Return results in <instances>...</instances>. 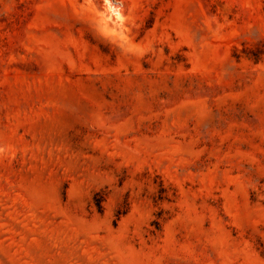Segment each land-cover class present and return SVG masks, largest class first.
<instances>
[{
  "label": "rangeland",
  "instance_id": "1",
  "mask_svg": "<svg viewBox=\"0 0 264 264\" xmlns=\"http://www.w3.org/2000/svg\"><path fill=\"white\" fill-rule=\"evenodd\" d=\"M0 264H264V0H0Z\"/></svg>",
  "mask_w": 264,
  "mask_h": 264
},
{
  "label": "bare ground",
  "instance_id": "2",
  "mask_svg": "<svg viewBox=\"0 0 264 264\" xmlns=\"http://www.w3.org/2000/svg\"><path fill=\"white\" fill-rule=\"evenodd\" d=\"M100 12H101V15L103 16V18L105 20H107V18L109 17L108 11L106 9H101ZM106 23H107V21H106Z\"/></svg>",
  "mask_w": 264,
  "mask_h": 264
}]
</instances>
